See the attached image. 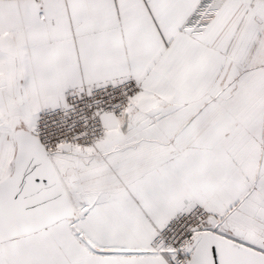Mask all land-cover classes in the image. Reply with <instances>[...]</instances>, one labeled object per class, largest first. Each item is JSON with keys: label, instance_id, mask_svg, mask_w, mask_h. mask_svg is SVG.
Listing matches in <instances>:
<instances>
[{"label": "snow or ice", "instance_id": "snow-or-ice-1", "mask_svg": "<svg viewBox=\"0 0 264 264\" xmlns=\"http://www.w3.org/2000/svg\"><path fill=\"white\" fill-rule=\"evenodd\" d=\"M0 264H264V0H0Z\"/></svg>", "mask_w": 264, "mask_h": 264}]
</instances>
